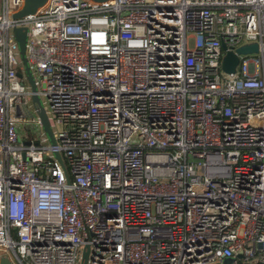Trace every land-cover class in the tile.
Returning <instances> with one entry per match:
<instances>
[{"label": "built area", "instance_id": "1", "mask_svg": "<svg viewBox=\"0 0 264 264\" xmlns=\"http://www.w3.org/2000/svg\"><path fill=\"white\" fill-rule=\"evenodd\" d=\"M24 5L0 8V254L264 264V0ZM24 107L39 142L20 141Z\"/></svg>", "mask_w": 264, "mask_h": 264}, {"label": "water", "instance_id": "2", "mask_svg": "<svg viewBox=\"0 0 264 264\" xmlns=\"http://www.w3.org/2000/svg\"><path fill=\"white\" fill-rule=\"evenodd\" d=\"M96 2H105L107 0H94ZM47 0H25V5L23 9L15 15L16 18H21L25 15L33 14L36 12V10L40 7H42ZM16 37L17 40L20 44L21 47V52L22 54L25 53V48H26V31L22 29H18L16 31ZM224 49H226V46L223 45ZM264 50V47H263ZM260 52V47L258 44H251L247 46H243L239 48L236 53L235 52H228L227 55L225 56L223 60V70L229 74L235 73L236 68L240 62L239 56L238 55H251V54H258ZM28 77H29V83L32 88V92L34 93L33 95V101L40 107V112H39V118L41 121V124L45 130V132L48 134L50 137L51 141L54 143V137H53V132L50 126V122L48 119V116L44 110V108L41 105V101L38 97L37 89L33 80V77L31 76V73L27 69ZM19 77L22 79L23 75H19ZM18 113H21L20 108L18 107ZM58 159L62 161L61 157L58 156ZM88 261V252L86 251L83 255L82 262L81 264H87ZM233 260L229 259L225 262V264H232ZM0 264H21L18 259L12 255V256H2L0 257Z\"/></svg>", "mask_w": 264, "mask_h": 264}, {"label": "rangeland", "instance_id": "3", "mask_svg": "<svg viewBox=\"0 0 264 264\" xmlns=\"http://www.w3.org/2000/svg\"><path fill=\"white\" fill-rule=\"evenodd\" d=\"M3 3V0H0V8ZM21 74V71H19ZM42 103L44 101L42 100ZM24 117L26 119V123L21 124L20 126L23 127L25 133V139L30 142H39L41 140L40 134L42 133L41 130H39L38 126L33 123V119L37 117V113L29 107H24ZM24 146V145H22ZM23 154L25 156V151H23Z\"/></svg>", "mask_w": 264, "mask_h": 264}, {"label": "crops", "instance_id": "4", "mask_svg": "<svg viewBox=\"0 0 264 264\" xmlns=\"http://www.w3.org/2000/svg\"><path fill=\"white\" fill-rule=\"evenodd\" d=\"M20 75H22V74H20ZM20 130H21V134H20V141L22 142V143H28V141L25 139V133L23 134L22 133V131L24 132V129H23V127H21L20 126ZM45 131V130H44ZM47 134V133H46ZM48 135V134H47ZM50 138V137H49ZM31 143V142H30ZM2 256H4L3 254H0V257H2Z\"/></svg>", "mask_w": 264, "mask_h": 264}]
</instances>
